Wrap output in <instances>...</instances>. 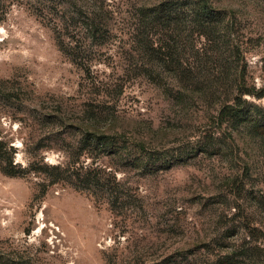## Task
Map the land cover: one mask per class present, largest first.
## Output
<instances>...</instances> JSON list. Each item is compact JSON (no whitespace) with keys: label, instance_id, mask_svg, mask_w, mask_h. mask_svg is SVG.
Instances as JSON below:
<instances>
[{"label":"rangeland","instance_id":"374dc122","mask_svg":"<svg viewBox=\"0 0 264 264\" xmlns=\"http://www.w3.org/2000/svg\"><path fill=\"white\" fill-rule=\"evenodd\" d=\"M164 1L85 0L103 7L111 32L102 46L83 37L93 74L122 88L103 97L81 87L84 72L26 4L15 2L0 22V80H14L29 102L25 109L0 99V134L14 146L15 163L77 158L90 128L89 100L105 105L109 120H99V132L110 129L122 151L90 149L81 160L117 175L134 196L113 212L101 193L51 184L42 173L0 171V264H264V137L247 123L233 128L220 120L225 96H179L172 72L161 81L148 74L152 61L137 52L136 33L144 11ZM211 1L235 12L245 54L238 65L230 57V67L225 59L198 72L229 84L245 75L249 88H264V0ZM184 38L176 60L196 64L198 38ZM244 99L264 124V97ZM50 114H61L62 123ZM140 144L161 160H135Z\"/></svg>","mask_w":264,"mask_h":264},{"label":"trees","instance_id":"16d2710c","mask_svg":"<svg viewBox=\"0 0 264 264\" xmlns=\"http://www.w3.org/2000/svg\"><path fill=\"white\" fill-rule=\"evenodd\" d=\"M15 2L26 4L42 23L53 30L61 52L84 72L82 88L92 90L91 93H97L99 97L121 93L122 88L117 82L113 88L109 84L101 83L94 76L91 56H88L90 51L87 50L86 41L83 39L86 35L92 43L102 46L111 37L108 16L99 10L103 7H98L97 2L86 4L85 0H0V22L6 19L9 8ZM237 20L235 12L229 14V11L217 8L211 0H168L144 11L143 29L136 33L135 44L138 45L139 54L151 59L152 64L146 71L153 79L161 81L166 72H172L180 81L179 96H184L187 92L199 93L204 97L219 96L220 99L225 96L226 100L221 102L218 110L220 120L233 128L247 123L253 130L261 131L260 135L264 137V124L261 123L263 121L254 118V111L246 109L248 102L244 99V96L263 98L264 88H249L245 75L229 84L224 79L212 81L213 79L208 78L210 74L206 76L202 71L198 72L199 69L213 65L219 60L227 59L230 61V67V57L234 58L235 63L237 61V65L239 59L244 58L245 50ZM157 33L159 36L155 38ZM187 33L195 35L198 41L203 39V44L197 40L192 44L196 59L199 60L196 64L176 60L177 55L186 49L184 34ZM199 44L201 45L198 46ZM13 84L14 80L11 79L0 80V99L9 103L19 102L26 109L28 100L22 98L20 90L14 88ZM167 91L172 93L173 89L169 87ZM93 104L89 103V100L84 104L86 113L90 109L85 120L90 124V128L87 126V135L82 142L83 150H80L77 158H72L66 165L43 163L34 166V163L24 168L15 163L14 146L3 140L0 134V171L11 177L42 173L49 177L51 184L64 182L76 189L92 191L94 195L101 193L102 197L108 198L113 212L130 206L134 196L126 192L117 175L102 166L89 165L81 160V156L87 153L85 151L90 149H101L112 155L122 151L117 137L110 129L99 132V120L103 117L105 122L109 120L108 113L104 111L105 105L95 107ZM91 106L93 109L89 108ZM59 107L62 113L63 104L60 103ZM50 115L52 119L62 123L61 114ZM210 147L211 143L204 145L205 149ZM138 151L139 156H136L135 160L140 163L157 158L161 160L158 153L144 152V144L138 146ZM242 253L249 256L247 248ZM229 260L233 259L226 258L223 264Z\"/></svg>","mask_w":264,"mask_h":264}]
</instances>
